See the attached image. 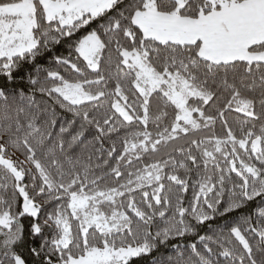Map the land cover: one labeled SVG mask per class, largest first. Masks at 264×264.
Returning <instances> with one entry per match:
<instances>
[{
	"label": "snow or ice",
	"instance_id": "6c2138e0",
	"mask_svg": "<svg viewBox=\"0 0 264 264\" xmlns=\"http://www.w3.org/2000/svg\"><path fill=\"white\" fill-rule=\"evenodd\" d=\"M0 80V264H264V0H0Z\"/></svg>",
	"mask_w": 264,
	"mask_h": 264
},
{
	"label": "trees",
	"instance_id": "16d2710c",
	"mask_svg": "<svg viewBox=\"0 0 264 264\" xmlns=\"http://www.w3.org/2000/svg\"><path fill=\"white\" fill-rule=\"evenodd\" d=\"M57 53L60 52H66V46L65 47H58L56 49ZM51 58V54L46 53L45 56L43 58L40 59V63L47 65L49 60ZM23 73H18L17 75V79H19L20 75H22ZM3 81L0 80V84H2ZM42 98L39 96V94H37L36 100L40 101ZM57 114L58 117L60 119H64V118H70V114L64 113L61 114L60 110L57 109ZM108 142H105V147H108ZM26 182H27V178H26ZM188 199H191L192 196V190L189 189L188 193L186 194ZM228 193L227 191L225 192L224 195V199L227 200L228 198ZM187 203V201H186ZM258 207H264V202H261L259 198H257L255 201L252 202H248L247 206L237 210L234 213L229 214V222H233V221H238L242 216H251L252 220L254 223H264V218H259L257 215H255V210ZM47 211H51V207H47L46 208ZM25 225H27V220L24 221ZM224 218L222 217H216V219L214 221L211 222H207L208 224H211L213 228H217L218 226L223 225L224 223ZM153 231H155V229L153 228ZM201 234H204L205 232H208L209 234H211L210 230L208 229L207 225L201 228ZM188 240V242H191V238H186ZM39 238H37L35 241H33L34 244L38 245L39 244ZM175 243V241H170L168 246H159L157 249H155L150 255H146V256H141L140 258H136L133 259V261L131 262V264H169L170 260H174L176 257V252L173 250V248L171 247V245ZM185 255H187V253H185ZM25 258L28 259L29 264H33V258L30 256V254H28L27 252H25ZM221 262L222 264H224L223 262V258H221Z\"/></svg>",
	"mask_w": 264,
	"mask_h": 264
}]
</instances>
